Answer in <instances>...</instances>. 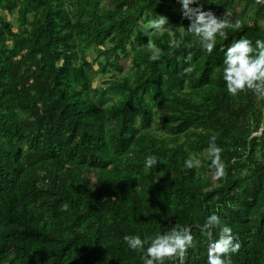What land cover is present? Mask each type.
Listing matches in <instances>:
<instances>
[{
  "label": "trees",
  "instance_id": "16d2710c",
  "mask_svg": "<svg viewBox=\"0 0 264 264\" xmlns=\"http://www.w3.org/2000/svg\"><path fill=\"white\" fill-rule=\"evenodd\" d=\"M198 2L232 22L211 52L185 31L180 0H0V264H142L123 236L176 224L193 246L164 264H206L213 212L240 241L231 264H264V96L230 95L222 79L224 47L264 39V3ZM157 15L168 19L154 30ZM99 76L122 94L109 134Z\"/></svg>",
  "mask_w": 264,
  "mask_h": 264
},
{
  "label": "clouds",
  "instance_id": "9594fccd",
  "mask_svg": "<svg viewBox=\"0 0 264 264\" xmlns=\"http://www.w3.org/2000/svg\"><path fill=\"white\" fill-rule=\"evenodd\" d=\"M264 3V0H259ZM181 14L189 21L185 31L200 38L202 46L209 52L216 46L217 35L223 36L224 29L232 23L226 18L217 17L211 10H205L198 0H180ZM167 17L157 15L149 21L154 30L164 27ZM235 26L240 21L236 20ZM172 46H178L175 39ZM152 59H156L160 49L155 44L149 45ZM222 79L228 94L236 95L242 90L264 96V39L256 38L253 42L248 36L242 35L222 50ZM191 72L192 66L183 69ZM216 137L209 138V154L212 156L211 166L213 178L220 179L226 175L221 159V147L216 143ZM158 156L154 153L145 157L144 168L150 170L158 164ZM198 164L195 157H186L184 168H194ZM218 228V235L210 240L206 249V264H231V255L240 248V241L228 224L222 223V218L216 212L207 215L201 225L202 230ZM123 240L130 249L141 253L142 264H164L165 258L183 256L187 249L193 246V235L188 225L176 224L165 232L155 236L142 238L139 234H125ZM145 245H147L145 247Z\"/></svg>",
  "mask_w": 264,
  "mask_h": 264
},
{
  "label": "rangeland",
  "instance_id": "374dc122",
  "mask_svg": "<svg viewBox=\"0 0 264 264\" xmlns=\"http://www.w3.org/2000/svg\"><path fill=\"white\" fill-rule=\"evenodd\" d=\"M248 14L251 13V10H248L247 12ZM15 14L14 15H7V18H10L13 22L14 25H16V19H15ZM95 52L92 51V49L88 52L87 57L88 58H93L94 57ZM129 63V61L127 62V64ZM95 67V65H94ZM125 69V68H123ZM100 78H96L95 81L93 82V85H95L97 83V86L100 88L101 93L99 94V98L102 99V103H101V109L103 111V114L105 116V121H106V125H107V134L112 132L113 129V125L115 124V122L118 120V113L115 112L114 110H110L109 109V105L111 104V99H113L114 102L118 103L119 99L121 97V92L119 91H115L113 89H110L108 87H104L102 88V84H101V76H99ZM103 95H106V99L103 100Z\"/></svg>",
  "mask_w": 264,
  "mask_h": 264
},
{
  "label": "built area",
  "instance_id": "2783aa9c",
  "mask_svg": "<svg viewBox=\"0 0 264 264\" xmlns=\"http://www.w3.org/2000/svg\"><path fill=\"white\" fill-rule=\"evenodd\" d=\"M179 259H180V257H179Z\"/></svg>",
  "mask_w": 264,
  "mask_h": 264
}]
</instances>
